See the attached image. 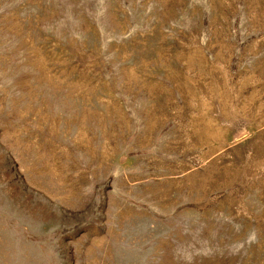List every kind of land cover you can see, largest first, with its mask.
Here are the masks:
<instances>
[{"label":"rangeland","instance_id":"374dc122","mask_svg":"<svg viewBox=\"0 0 264 264\" xmlns=\"http://www.w3.org/2000/svg\"><path fill=\"white\" fill-rule=\"evenodd\" d=\"M0 264H264V0H0Z\"/></svg>","mask_w":264,"mask_h":264}]
</instances>
